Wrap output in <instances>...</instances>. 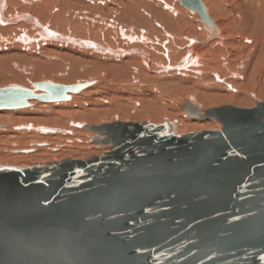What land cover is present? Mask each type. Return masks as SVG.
I'll return each instance as SVG.
<instances>
[{
    "label": "water",
    "instance_id": "water-1",
    "mask_svg": "<svg viewBox=\"0 0 264 264\" xmlns=\"http://www.w3.org/2000/svg\"><path fill=\"white\" fill-rule=\"evenodd\" d=\"M178 1L217 33L200 0ZM92 83L3 87L0 110L68 101ZM181 110L220 129L87 125L109 151L0 165V264H264V99Z\"/></svg>",
    "mask_w": 264,
    "mask_h": 264
},
{
    "label": "bare ground",
    "instance_id": "bare-ground-1",
    "mask_svg": "<svg viewBox=\"0 0 264 264\" xmlns=\"http://www.w3.org/2000/svg\"><path fill=\"white\" fill-rule=\"evenodd\" d=\"M200 1L203 5L205 4L206 13L215 24L216 34L212 26L202 23L197 13L184 8L178 0H0V57H4V59L0 58V88L19 86L32 89V83L38 81L70 85L71 83L60 81L58 83L48 79L51 74L58 72L54 70L56 63L52 62L60 58L67 59L68 55L65 51L75 49L77 52L81 49L107 55L109 58L121 61L122 64H130L133 69L128 70V74L124 71L121 74L117 70L125 66L109 63L117 69L115 73L113 72V76L118 77L121 74L119 77L121 83L135 82L133 84L140 88L139 85H142L143 80L146 84L153 82L149 78L145 79L146 76L160 79L167 72L186 73L187 69L192 68L195 69L193 75L198 79L196 83H193V89H208V91L200 92V96L196 91L185 94L184 97H180L181 103L178 105L175 104L176 102L170 103L178 107V111H175L172 106L165 109L160 107L159 102H151L156 97L152 93L156 87L150 84L152 87L148 88L151 91L149 90L144 96L151 99L150 106H143L140 109L136 108L137 106H123V111L118 112L111 111L114 110V106L111 109H89L87 111L90 119H85L83 115L80 116L81 118H76L75 115L74 117L73 114L67 113L65 107L73 104L74 108L77 103L94 101L90 99L95 97L90 89L95 85L100 86L103 77L100 75L86 80L72 81V83L86 81L93 83L80 93L72 95L67 105L64 104L65 101L49 104L32 100L27 110H0V165L27 167L33 164L54 163L67 158L81 159L89 155L99 156L109 151L108 146L102 148L104 146L92 142L95 133L85 129L84 126L87 125L115 121L158 122L166 118L165 120L175 121L174 129L176 127L179 133L188 130L194 132L211 126L209 122L202 124L196 122L200 120L198 118L196 121L189 117V119L185 118L180 112L185 101H190L197 107L200 105L201 108L211 104L218 107L219 103L224 102L234 103L237 107L253 105L255 100V104L260 102L264 98V85L261 83L264 81V0ZM2 31H9L10 34L4 36L1 34ZM72 32H76L75 34L80 37L73 39L70 35ZM210 33L213 36L211 40H207ZM105 39L109 41L107 46L103 43ZM166 41L170 42V46H165ZM182 42H186L184 54L182 46L177 45ZM40 43L47 44L45 49L47 53L44 55L40 52L45 60L26 61L21 57L18 58V54L23 55L20 49L23 50L24 47L28 49L30 46L33 49L35 44L38 46ZM53 44L64 47L62 50H57L58 48L55 50ZM118 45H126V49ZM131 45L132 48H127ZM234 45L238 46L237 51ZM146 48H149L152 53ZM26 52L28 53V50ZM36 52H39L38 49ZM181 52L182 56L175 64L172 61L173 63L159 65L153 60V57L156 59L159 56L171 61L174 53ZM74 55L71 63L86 66L88 59H85L83 53ZM130 58L137 60L135 65L128 61ZM230 59L235 61L231 62ZM101 66H96V69L100 68L99 71L107 69ZM28 72L43 74L45 78L25 84L22 81L24 77L22 75ZM220 72H229L233 78H238L236 84L232 82L234 84L232 85L224 81L225 76L219 74ZM140 77H143V80ZM104 80L108 81V78ZM253 81L255 88L252 86L248 89L241 88L245 83L249 85ZM212 88H223L225 94L213 98L207 94L214 90ZM260 93L263 97L255 98ZM238 98L240 100H237ZM138 104L140 106V103ZM31 105L32 108H30ZM53 109H56L58 113L53 114ZM53 115L54 118H52ZM193 124H201V126H192ZM179 127L183 130L178 129ZM210 129L219 130V127L213 126ZM42 130L48 132H42ZM105 149L107 150L104 151Z\"/></svg>",
    "mask_w": 264,
    "mask_h": 264
},
{
    "label": "rangeland",
    "instance_id": "rangeland-1",
    "mask_svg": "<svg viewBox=\"0 0 264 264\" xmlns=\"http://www.w3.org/2000/svg\"><path fill=\"white\" fill-rule=\"evenodd\" d=\"M91 1H95V0H91ZM222 1V0H221ZM173 3H175V2H173ZM205 5V4H204ZM206 7V6H205ZM219 16H217V18H218ZM217 18H216V20H217ZM215 20V21H216ZM76 32H72L70 35H71V37H73V39L76 37V38H78V37H80V35H78V34H75ZM1 34L2 35H4V36H8L9 34H10V32L9 31H2L1 32ZM66 36H69L70 37V35H67V34H65ZM159 39V38H158ZM237 39H239V38H237ZM159 41H161V40H159ZM176 41H179V40H176ZM240 41V40H239ZM103 43H105L104 45H108L109 44V41H107L106 39L103 41ZM170 42L169 41H166L165 42V46L166 45H168V46H170V44H169ZM41 44V45H40ZM38 46H37V44H35L34 46H33V49H34V51H33V49H32V47L30 46L28 49L26 48V47H24L25 48V51H23L24 50V48H23V50L22 49H20L21 51V53H23V55H24V57H23V55H20V54H18V58L19 57H21V58H23V59H26V61H32V59H37V60H45V57H44V55L47 53V51L45 50L46 49V45H45V43H40ZM160 44V43H159ZM162 44H163V42H162ZM186 44V42H182L181 44H177L179 47H181L182 49H183V54H184V52L186 51V48H185V45ZM45 45V47H43ZM55 47V50L57 49V50H62V48L64 47L63 45L61 46L60 44H57V46H56V44H53ZM164 45V44H163ZM36 46L38 47V48H36ZM61 46V47H60ZM167 46V47H168ZM8 47V46H7ZM7 47H4V49L5 50H8V48ZM40 47V48H39ZM118 47H123L124 49H126L125 47H126V45H118ZM178 47V48H179ZM234 47H236V48H234V49H236V51H237V49H238V46L237 45H234ZM127 48H132V45L131 46H129V47H127ZM159 48V47H158ZM175 48H176V45H175ZM3 49V50H4ZM36 49V50H35ZM37 49H38V51L39 52H36L37 51ZM28 50V53L26 52ZM75 49H72L71 51L70 50H68V51H65V53H66V55H68L67 56V59H62V58H60V57H58V58H60V59H56V60H53V62L52 63H56L55 65H54V67H55V69L54 70H58V72H56V73H53V74H51L49 77H48V79H52L54 82L56 81V82H58V81H60V82H65V83H71V84H74V83H72V81H74L75 82V80H79V79H82V80H86V79H90V78H94V77H99L100 75H101V77H103V82L101 83V85L100 86H93L90 90L93 92V94H95V97H92V98H90V99H94V101H92L91 100V102L90 101H88V102H86V103H77V104H75V109L73 108V104L72 103H70V104H72V105H69L68 107H65V108H67L65 111L68 113H71V114H73V116L75 115L76 116V118L77 117H82V115L83 116H85L84 118L85 119H90V115H89V113H88V111H89V109H97V110H100L101 108L103 109V108H108V109H111V108H113V106H114V110H111V111H123L122 109H123V106L124 107H136V108H138V109H140V107H143V106H148L149 105V102L151 101V99L150 98H145L144 96L149 92V90L151 91V89H149L150 87H152V86H150V84L151 85H154L155 87H153V88H155V90H152V93L154 94V96H156L155 97V99L153 98L152 99V101L151 102H159V105H160V107H164L165 109L167 108V107H171L172 106V108H174V110L175 111H178V107L176 106V105H178L179 103H181L180 101V97H184V95L185 94H187V93H194L195 91H196V93L199 95V93L200 92H205V91H208V89L206 90L205 88H202V89H197V88H194L193 89V86L192 85H194L193 83L195 82L196 83V81L198 80V79H196L195 78V76L193 75V70H195V69H192L191 68V70H190V68L189 69H187V71H186V73L184 72V73H181V72H177V71H172V72H167V73H165L160 79L158 78V77H156L155 79H152L151 77H147L146 76V78L145 79H147V78H149V80H151V81H153V82H150V83H144L145 81L143 80V77H140L143 81V83H142V85H139V87L141 88H137L138 86L136 85V84H133V83H135V82H131L130 80V82H127L126 84L125 83H121L120 82V79H119V77H120V75L122 74V73H126V74H128V72L131 70V68L133 69V67H131L130 66V64H122L121 63V61H117V60H115V59H113L112 57L111 58H109L107 55H100V54H98V53H95V52H89V50H81V49H79V50H77V52H76V50L74 51ZM146 50H149V52L150 53H152L151 52V50L149 49V48H146ZM231 50H233V49H231ZM46 51V52H45ZM73 51H74V53H73ZM80 51V52H79ZM45 53L44 55L43 54H41V53ZM83 53V55H84V57H85V59H88V61H87V64H85L86 66H83L82 67V65L80 64H74V63H71V58H72V56H75L74 54H76V53ZM30 53V54H29ZM85 53V54H84ZM15 54L17 55V52H15ZM25 54H27V55H25ZM37 54V55H36ZM15 55V56H16ZM36 55V56H35ZM38 55H39V57H38ZM65 55V54H64ZM71 56V57H70ZM105 56H107V57H105ZM173 57H172V59H171V61H169L168 59H166L165 58V60L163 59V58H161V57H159L158 56V58H156L155 59V57H153V60L157 63V64H165V63H167V62H174V64L176 63V62H178L179 61V59L181 58V56H182V52L181 53H178V54H173L172 55ZM1 59H4V57H0ZM6 58V57H5ZM16 58H17V56H16ZM28 58H30V59H28ZM80 58H82V57H80ZM159 58H161V59H159ZM62 59V60H61ZM84 59V58H83ZM132 59V60H131ZM175 59V60H174ZM34 60V61H35ZM103 60V61H102ZM112 60H114V61H112ZM159 60V61H158ZM178 60V61H177ZM235 61V59H230L229 61H231V62H234ZM128 61H130V62H132V64L133 65H135L134 63H136L137 62V60L135 61V59L134 58H130V59H128ZM113 64H112V63ZM172 62V63H173ZM91 63V64H90ZM94 63V64H93ZM108 63V64H107ZM111 65H117V66H119L120 64H121V67H123V66H125V67H123V68H119L118 70L117 69H115V66H111ZM93 65V66H95V68H90V67H93V66H90V65ZM131 64V65H132ZM104 66L103 68H107V69H105V70H102V71H99V69H96V66L97 67H99V66ZM127 65H129V66H127ZM101 66V67H102ZM110 66L113 68V70H112V68H110ZM128 67V68H127ZM109 68L111 69V70H109ZM126 69V70H125ZM115 70H117V71H120V73L121 74H119L118 75V77L116 78L115 76H113V72L115 71ZM129 70V71H128ZM107 71H110V72H107ZM122 71V72H121ZM124 71V72H123ZM128 71V72H127ZM191 71V72H190ZM223 71H225V69L223 70ZM101 73V74H100ZM103 73V74H102ZM106 73V74H105ZM115 73V72H114ZM38 73H27V74H23L22 76H24V77H22V81L23 82H25V84H30V81H37V80H44V78L45 77H43L41 74L40 75H37ZM188 74V75H187ZM190 74V75H189ZM219 74H222V75H224L225 76V80L224 81H226V82H229V83H231L232 85H234V84H236V80L238 79V78H233L232 77V75L229 73V72H226V73H219ZM107 76V77H106ZM263 76V75H262ZM47 78V77H46ZM105 78H108V81H106V80H104ZM112 78V79H111ZM27 79H28V81H27ZM229 79V80H228ZM15 80V79H14ZM114 80H115V82H114ZM117 80H119L118 82H116ZM138 80L139 81H141L139 78H138ZM155 80V81H154ZM231 80V81H230ZM235 80V81H234ZM136 81V80H135ZM10 82V81H9ZM12 82V81H11ZM60 82H58V83H60ZM111 82H113V83H111ZM120 82V83H119ZM146 82H148V80H146ZM234 84H233V83ZM117 83V84H116ZM118 83L120 84V86L118 85ZM263 85H264V81H262L261 82ZM248 83H245V85H243L241 88H244V89H248L249 88V86L251 87H253V88H255V86H254V81L253 82H251L249 85H247ZM133 85V86H132ZM149 87V88H148ZM121 89V90H120ZM137 89V90H136ZM212 89H214L213 91H211V92H208L207 94H210L211 96H213V98H217V97H221V96H223L224 94H225V92H224V89L223 88H217V89H215V88H212ZM159 90V91H158ZM259 91V90H258ZM120 94H122V95H120ZM183 94V95H182ZM120 96V97H119ZM124 96V97H123ZM200 96V95H199ZM102 97V98H101ZM240 97V96H239ZM257 97H263V94H257V96L255 97V98H257ZM158 98V99H157ZM71 99H72V97H71ZM71 99H70V101H71ZM104 100V101H98V100ZM264 98H262L261 100H263ZM237 100H240L239 98L237 99ZM260 100V101H261ZM69 100H68V102L67 101H65L66 103H64V101H62L61 103H64V104H66L67 105V103H69L70 102ZM119 101V102H118ZM148 101V102H147ZM256 101V100H255ZM255 101H254V103H253V105L252 104H250V105H244V106H238L239 108L241 107V108H252V107H254V105H255ZM172 102H176L175 104V106L174 105H171L170 103H172ZM41 103V102H40ZM138 103H140V106H139V104ZM211 103H213V101L211 102ZM239 103V102H238ZM49 104H51V103H49ZM225 104H227V105H233V106H236L237 107V105H235L234 103L232 104V103H227V102H224V103H219V106H222V105H225ZM119 105V106H118ZM212 105V104H211ZM211 105H206L205 107L206 108H204V107H200V105L198 106L199 108H201V110H205V109H208V108H212V107H214V106H211ZM239 105V104H238ZM240 105H242V104H240ZM117 106V107H116ZM150 106V105H149ZM218 106V107H219ZM196 107H197V105H196ZM215 107H217V106H215ZM28 108V107H27ZM27 108H23V109H16V111H20V110H27ZM30 108H32V105L30 106ZM121 108V109H120ZM29 109V108H28ZM118 109V110H117ZM84 110V111H83ZM88 110V111H87ZM10 111V110H9ZM13 111V110H12ZM85 111H87V113H85ZM75 112V113H74ZM180 112L183 114V116L185 117V118H188L186 115H185V113L184 112H182V110H180ZM56 113H58V111L56 110V109H53V114H56ZM81 113V114H80ZM107 113V112H106ZM103 115V114H102ZM101 115V116H102ZM106 115V114H105ZM73 116H70V117H73ZM74 116V117H75ZM88 116V117H87ZM100 116V117H101ZM80 117V118H81ZM99 117V118H100ZM52 118H54V115L52 116ZM191 120H194V121H196L197 120V118H191V117H189ZM188 118V119H189ZM166 119V118H165ZM165 119H161V120H159L158 122H156V121H153V122H151V121H149V120H142V121H145V122H150V123H153V124H157V123H160V122H162V120H165ZM199 119V118H198ZM212 119H205V120H203V119H200V120H198V121H196V122H199V123H206V122H209V124L211 125V126H208V128L207 129H198L197 131H203V130H211L210 128L212 127L213 128V126H218L219 127V129H220V125H219V123H217L215 120H212ZM139 122H141V121H139ZM155 122V123H154ZM170 122H173L174 123V125L176 126V123H175V121L174 120H170ZM201 124H193L192 126H201ZM178 129H180L181 131L183 130V128H181V127H179ZM175 130H176V127H175ZM197 131H194V132H197ZM186 133H190V132H192L191 130H188V131H185ZM185 132H178L177 130L175 131V133L177 134V135H181V134H186ZM92 143V142H91ZM102 148H106L105 146L104 147H102ZM107 149H105L104 151H106ZM87 157H90V155L89 156H86V157H84V158H87ZM81 159H83V158H81Z\"/></svg>",
    "mask_w": 264,
    "mask_h": 264
}]
</instances>
